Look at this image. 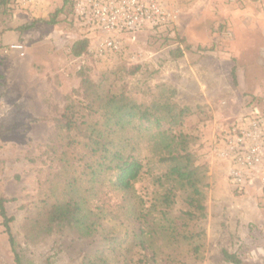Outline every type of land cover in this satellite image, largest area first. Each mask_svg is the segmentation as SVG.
Instances as JSON below:
<instances>
[{
  "label": "rangeland",
  "instance_id": "374dc122",
  "mask_svg": "<svg viewBox=\"0 0 264 264\" xmlns=\"http://www.w3.org/2000/svg\"><path fill=\"white\" fill-rule=\"evenodd\" d=\"M168 2L178 10L175 23L125 35L118 51L101 50L104 35L80 27L64 0L0 4V195L9 199L11 229L25 264H84L97 248L111 264H134L135 232L141 225L149 230L134 215L139 208L151 213L158 229L144 236L158 253L153 264H235L223 249L238 252L241 264H264V167L237 189L220 152L225 128L254 108L264 115V0ZM61 7L55 24L17 29L49 20ZM84 37L88 52L77 57L72 46ZM13 43L22 44L25 54L10 51ZM178 46L184 54L174 57ZM84 75L145 104L164 93L191 107L183 131L193 136L190 149L203 174L206 217L190 223L200 237L174 241L158 228L160 216L154 222L167 184L158 178L165 167L151 132L138 134L146 167L131 193L137 198L113 189L110 177L102 188L94 186L88 167L93 158L82 145H68L75 134L58 124L70 96L84 101ZM178 193L172 215L186 209ZM70 199L80 202L97 231L81 236L68 226L48 228L45 209ZM2 222L0 216V264H16ZM110 235H125L126 242L110 246L104 239Z\"/></svg>",
  "mask_w": 264,
  "mask_h": 264
},
{
  "label": "trees",
  "instance_id": "16d2710c",
  "mask_svg": "<svg viewBox=\"0 0 264 264\" xmlns=\"http://www.w3.org/2000/svg\"><path fill=\"white\" fill-rule=\"evenodd\" d=\"M10 0H0V4H7ZM69 3V12L72 8V0H64V6ZM64 7L57 9L49 20L39 18L20 25V31L34 27L37 22L55 24L57 15ZM167 25L166 27H168ZM157 28H152L156 30ZM90 41L88 37L77 40L72 46V53L81 56L88 52ZM172 56L181 57L184 54L182 47L178 46L171 51ZM83 100L76 101L69 97L61 118L58 119L59 126L68 133H74V137L68 145H82L90 158L88 167L92 182L96 188H102L105 181L110 177L113 189L121 190L128 194L125 198L130 200L134 196L131 193L135 189V183L142 176L146 159L140 155V141L138 134L151 132L153 139L158 145L157 155L159 161L164 164L165 171L158 178L162 185L167 184L165 191L159 194L160 214L153 217L162 218L158 228L167 229L169 236L174 241L192 240L201 235L202 231L191 232L190 223H198L206 217V206L204 204V192L202 190L203 174L199 165H196V156L190 149L193 136L183 131L186 117L192 113L188 105L179 106L171 97L161 93L162 97L145 104L129 97L124 90L114 91L106 82H94L89 76L82 78ZM175 90L172 91V95ZM124 135V132H126ZM156 145V146H157ZM64 153H66L64 151ZM72 185V182H70ZM94 188V187H93ZM183 197L186 209L180 214L172 215L173 205L176 203L179 193ZM7 199L0 195V216L11 250L14 254L16 264H25L20 245L11 229L13 217L8 214ZM45 213L48 219V228L53 224L56 226H68L79 230L81 236H89L98 228L95 222L91 223L83 215V206L78 200L70 199L62 203H56L47 207ZM136 218L149 228L146 231L141 225L139 232H135L136 247L138 252L133 255L134 264H153L158 261V253L144 236L155 233L151 225V213L137 209L134 211ZM53 228V227H50ZM152 238V237H151ZM110 246L126 242L125 235H110L104 238ZM84 261V264H111L113 261L103 250L97 248ZM223 255L229 262L241 264L242 258L238 252H230L223 249ZM111 261V262H110Z\"/></svg>",
  "mask_w": 264,
  "mask_h": 264
},
{
  "label": "built area",
  "instance_id": "2783aa9c",
  "mask_svg": "<svg viewBox=\"0 0 264 264\" xmlns=\"http://www.w3.org/2000/svg\"><path fill=\"white\" fill-rule=\"evenodd\" d=\"M168 1L72 0L70 13L81 20L80 27L104 35L99 42L101 50L118 51L125 35L175 23L178 10L171 8ZM8 49L25 54L20 43H13ZM220 145L221 156L229 163L231 182L237 189H243L264 167V115L254 108L239 117L222 131Z\"/></svg>",
  "mask_w": 264,
  "mask_h": 264
}]
</instances>
